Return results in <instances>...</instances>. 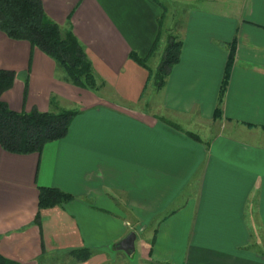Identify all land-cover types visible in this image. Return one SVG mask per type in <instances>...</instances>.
Instances as JSON below:
<instances>
[{
    "label": "crops",
    "instance_id": "obj_1",
    "mask_svg": "<svg viewBox=\"0 0 264 264\" xmlns=\"http://www.w3.org/2000/svg\"><path fill=\"white\" fill-rule=\"evenodd\" d=\"M40 1L103 86L72 85L55 60L0 30V70L15 73L1 94L8 108L77 112L40 154L0 146V255L11 264H264V0H170L186 15L174 36L180 59L160 90L149 80L162 57L160 0ZM42 187L73 198L39 210ZM79 249L87 261L68 254Z\"/></svg>",
    "mask_w": 264,
    "mask_h": 264
},
{
    "label": "trees",
    "instance_id": "obj_2",
    "mask_svg": "<svg viewBox=\"0 0 264 264\" xmlns=\"http://www.w3.org/2000/svg\"><path fill=\"white\" fill-rule=\"evenodd\" d=\"M0 30L9 39L26 41L53 60L64 70L67 81L72 85L97 91L98 85L92 63L85 48L77 40L71 30L62 33L60 27L50 20L43 9L40 0H0ZM153 46L151 53L155 50ZM182 43L170 37L162 60L154 73H149L156 90H160L173 65L180 59ZM130 58L145 67V60L139 59L134 53ZM234 60L232 48L226 66L225 80L220 90L224 92L226 78ZM15 79V73L0 70V146L12 154H40L47 143L63 139L70 124L77 114L75 111L23 112L17 113L8 108L1 100V94L9 89ZM220 113L215 111L214 119ZM72 196L54 188H38V209H48L60 206L72 200ZM35 224H40L37 214ZM78 261H87L90 257L88 249L73 250L68 253ZM0 264H11L0 255Z\"/></svg>",
    "mask_w": 264,
    "mask_h": 264
},
{
    "label": "rangeland",
    "instance_id": "obj_3",
    "mask_svg": "<svg viewBox=\"0 0 264 264\" xmlns=\"http://www.w3.org/2000/svg\"><path fill=\"white\" fill-rule=\"evenodd\" d=\"M163 4V18L159 21L161 27L160 41L157 46V54L163 56L167 47L169 38L179 37L181 31L180 25L184 22L186 11H182V7L179 4H170V0H160ZM224 11V10H223ZM162 60V57H161ZM161 62V61H160Z\"/></svg>",
    "mask_w": 264,
    "mask_h": 264
},
{
    "label": "water",
    "instance_id": "obj_4",
    "mask_svg": "<svg viewBox=\"0 0 264 264\" xmlns=\"http://www.w3.org/2000/svg\"><path fill=\"white\" fill-rule=\"evenodd\" d=\"M134 239L135 236L133 234H131L126 240H124L121 245L125 246V250L128 253L129 251H133L134 250Z\"/></svg>",
    "mask_w": 264,
    "mask_h": 264
}]
</instances>
